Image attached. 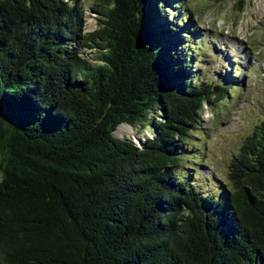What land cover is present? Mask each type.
Returning a JSON list of instances; mask_svg holds the SVG:
<instances>
[{"label":"trees","instance_id":"1","mask_svg":"<svg viewBox=\"0 0 264 264\" xmlns=\"http://www.w3.org/2000/svg\"><path fill=\"white\" fill-rule=\"evenodd\" d=\"M72 1L0 0V264H264V120L198 190L184 144L229 85L190 73L185 16L96 0L84 33ZM137 122L141 145L114 136Z\"/></svg>","mask_w":264,"mask_h":264},{"label":"rangeland","instance_id":"2","mask_svg":"<svg viewBox=\"0 0 264 264\" xmlns=\"http://www.w3.org/2000/svg\"><path fill=\"white\" fill-rule=\"evenodd\" d=\"M72 2L82 11V31L96 29L98 15L92 10L96 0ZM172 2L175 11L185 16L183 30L190 29L196 37L184 36L182 42H189L186 49L194 54L190 73L199 83L229 85L224 96L204 105L199 125L184 144L183 158L188 161L177 168L190 185L218 195L229 186L230 165L240 157L245 138L264 120V0H244L242 10L238 0ZM166 19L172 21L170 16ZM97 54L94 48L83 50L92 62ZM113 134L141 145L152 130L137 122L120 124Z\"/></svg>","mask_w":264,"mask_h":264}]
</instances>
